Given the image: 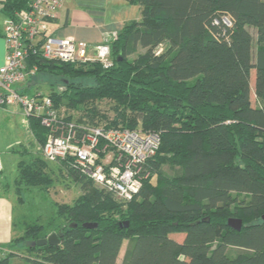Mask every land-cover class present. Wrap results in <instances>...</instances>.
<instances>
[{
  "label": "trees",
  "instance_id": "1",
  "mask_svg": "<svg viewBox=\"0 0 264 264\" xmlns=\"http://www.w3.org/2000/svg\"><path fill=\"white\" fill-rule=\"evenodd\" d=\"M29 1L3 0L1 11L12 16ZM129 1L139 17L109 42L110 65L30 51L27 69L36 71L21 89L49 95L74 123L158 133L152 176L125 201L72 159L52 162L81 193L44 221L24 220L0 247V264H115L124 241L121 264H264V0ZM37 75L47 92H29ZM102 100L113 103L112 119ZM26 125L41 147L47 129L36 117ZM23 147L30 156L16 163V189L48 186L51 161ZM229 217L241 219L240 229ZM52 232L58 243L31 244Z\"/></svg>",
  "mask_w": 264,
  "mask_h": 264
},
{
  "label": "built area",
  "instance_id": "2",
  "mask_svg": "<svg viewBox=\"0 0 264 264\" xmlns=\"http://www.w3.org/2000/svg\"><path fill=\"white\" fill-rule=\"evenodd\" d=\"M62 3L63 0H30L26 8L6 16L2 28L5 54L0 65V108L18 105L24 122L30 117L39 119L47 129L41 147L45 160L72 159L97 186L122 200H130L152 176L149 159L159 147L158 133L74 123L64 119L49 95L22 92L24 83L36 71V66L27 69L30 51H38L47 60H99L104 66L111 64L109 42L116 33L105 38L104 44L94 46L50 34L49 22Z\"/></svg>",
  "mask_w": 264,
  "mask_h": 264
},
{
  "label": "rangeland",
  "instance_id": "3",
  "mask_svg": "<svg viewBox=\"0 0 264 264\" xmlns=\"http://www.w3.org/2000/svg\"><path fill=\"white\" fill-rule=\"evenodd\" d=\"M193 81L194 79L189 80V82ZM33 84L29 92L34 90V86H37L40 91H48L47 80L40 78L38 75L35 76ZM61 89L60 83L54 84L53 90L60 91ZM96 104L101 111L107 112L109 119H112L114 111L111 109L113 105L111 101L102 100ZM61 108V112L66 115V108L63 106ZM78 124H89V122ZM94 124L103 125L104 123ZM23 146H28L27 148L31 150L32 154H37L38 149L42 147V145L40 147L35 142L31 132L27 129L20 106L11 105L4 109L0 108V159L3 165V170L0 171V184L4 188L6 186L11 187L6 192L12 197L14 204V236H18L21 233L24 220L37 219L38 221H44L55 214L58 204L71 203L81 193L79 186L66 174H60L57 168L59 165L52 162L49 164L53 170L55 169V172L52 175L50 174L53 179L48 186L22 185L16 189V163L20 159L28 160L30 156V154H23ZM163 168L166 172H170L168 166L165 165ZM183 235L181 233L171 234L174 239L179 241L182 240ZM127 245L128 242L124 241L115 264H121L123 252ZM24 260L23 258L13 257L11 262H24Z\"/></svg>",
  "mask_w": 264,
  "mask_h": 264
},
{
  "label": "crops",
  "instance_id": "4",
  "mask_svg": "<svg viewBox=\"0 0 264 264\" xmlns=\"http://www.w3.org/2000/svg\"><path fill=\"white\" fill-rule=\"evenodd\" d=\"M2 1L0 0V65L4 61L5 54L2 28L6 16L1 11ZM138 17V5L129 0H63L56 16L49 22V31L54 37H72L94 46L104 44L105 38L110 34H117L124 23ZM250 83L253 85V75ZM251 99H254L253 93ZM10 189V186L4 188L0 184V247L2 248L14 237V204L12 197L6 192Z\"/></svg>",
  "mask_w": 264,
  "mask_h": 264
},
{
  "label": "water",
  "instance_id": "5",
  "mask_svg": "<svg viewBox=\"0 0 264 264\" xmlns=\"http://www.w3.org/2000/svg\"><path fill=\"white\" fill-rule=\"evenodd\" d=\"M262 220L264 221V213L261 216ZM227 224L235 229H240L241 227V219L235 218V217H229L227 220ZM97 225L96 222H84L83 226L86 228H93ZM125 226H127V222H125ZM59 242V237L56 235V233L52 232L45 238H40L35 241H32V245H44V244H56Z\"/></svg>",
  "mask_w": 264,
  "mask_h": 264
}]
</instances>
